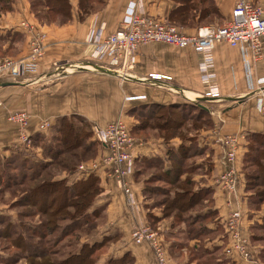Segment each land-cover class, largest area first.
I'll use <instances>...</instances> for the list:
<instances>
[{
    "label": "rangeland",
    "instance_id": "obj_1",
    "mask_svg": "<svg viewBox=\"0 0 264 264\" xmlns=\"http://www.w3.org/2000/svg\"><path fill=\"white\" fill-rule=\"evenodd\" d=\"M26 1L30 6L31 12L34 14L30 0ZM250 1L260 3L264 0ZM140 4L144 8V0H142ZM99 8H101L100 2L96 4V10ZM143 12L146 13L145 10ZM148 15L154 17L153 15ZM35 18L39 23L41 22L49 25L36 16ZM213 19L215 22H211V20L205 21L201 26L220 25L225 22L221 21L222 19L218 20L217 17H213ZM23 23L29 28L34 29V27L31 26L33 24L25 21ZM167 23L182 27L185 32H189L188 29L199 28L197 27L199 25L196 26V23L193 25H180L172 22ZM11 52L14 53V49H12ZM12 53L10 55H4L8 57H4L3 59L14 58ZM107 62L109 61L107 60ZM108 64L109 63H107V66L109 67ZM127 74H129V76L134 75L131 74L130 71H128ZM121 81L123 80L121 79ZM257 96L259 97V94ZM141 97L143 96L140 95V98ZM144 98H146V96ZM197 103L198 106H195V109L191 106L186 109V112H183L188 114L186 116L187 123H184L181 128H175V130L162 128L160 125H158V127L154 126L153 124L162 121V116L160 115L154 120L153 118L146 120L144 116L135 113L138 111H142L141 114L155 111L154 109H146L144 107L146 105L137 108L135 111L130 108V113L126 112L122 114L121 112L115 120L107 123L105 126H95L88 121L91 124L90 129L84 126L79 119L71 117L76 114H71L69 118H73L72 120L76 121V124L81 126L80 129L84 138L83 141L81 140V146H75L70 151L63 150L66 147V138L63 139V133L59 136V139H54L57 135L56 128H53L55 125H49L46 128L47 131L46 129L44 131L41 130L42 132H39L41 136L39 140V138L35 136L36 134H29L28 129L31 123V116L29 113H27L29 115V120L26 129L18 120L10 119L11 114H15L21 110L9 111L7 121L16 126L19 135V142L16 143H21L17 145L20 147H16L15 149H21L25 154L20 159L12 161L8 160V155L15 152V150H0V264H37V262L52 264L49 260L53 259L59 262L61 259L68 257L70 255L69 252L72 253L81 249L85 243L91 244L88 246L93 249L91 256L92 259L95 260V264H120L116 262L112 256L110 257V255L114 252L113 249L119 247L121 243H124L125 240L123 237H125L126 233L123 231L121 233L119 231L114 233L115 229H110L107 233L101 232L105 227H108L109 224L111 225L113 220L115 222L116 216H118L109 213L111 216L109 217L105 209L110 199L112 200L114 198V194L120 193L130 196L129 198L133 204L132 207H135L136 202L139 203L144 213L143 221H147L152 226L161 241L167 257V264H174L175 262L176 264H184L186 261L192 264H236V261L231 260L233 258L230 256H233L235 252L233 251L232 254L228 252L232 245L231 237V240L228 237L222 239V235L229 230L227 221L230 214L222 225L216 220L217 213L211 215V212L205 211L206 207L212 205L211 201L205 203L203 206H198L193 211H178L174 203L171 202V197L175 194L177 189L179 191L181 184L178 182L168 183L160 176L162 171H165L166 164V161H162L161 158L163 152L164 159H167V157H170V160L174 158L184 159L181 166L176 164V162H172L171 165L175 168H182L181 180L184 181L185 179V181L188 182L186 189H194L200 185H208L212 173L211 157L214 156L212 153L213 151H209V149H212V144L208 142L206 146L198 145L199 149H203L200 154L193 155L190 151V156L182 157L183 154L181 150L175 148V146L170 143V140L178 139L175 143L178 144L180 141L187 142L199 137H203L202 139L205 138L204 141H207V136H213V142L219 148L217 157L219 156V158H221L222 156L220 163L221 170L218 172L216 179L218 187H229V185L235 184L233 181L229 184V179L232 177L231 172H235L233 174L234 178L231 180L236 182L242 201L240 192L242 184L241 174L244 172L245 187L248 192V197L253 199L254 206L252 205V209L257 211L261 207L264 208L263 200L259 208L257 202L261 199V195L258 196L259 194L257 191L264 189V181L254 176L247 178V173H245L247 170L251 172V174L257 171L258 168L255 169L257 163L249 165L244 161L242 167L240 162L243 149L247 147V150H249L248 148L251 146L252 139L248 138V134L244 135L245 133L240 132L241 129L240 131L224 130L220 122L212 120V115L215 114L214 112H216V114L219 113L218 109L213 107L210 108L205 105L206 101H203L201 102L204 104L203 108L212 110V113L204 110L199 111L200 109L197 107H199L201 103ZM158 106L155 108H158ZM260 113L263 114L261 111ZM182 116L183 115L179 112L175 119L180 120ZM120 117H123L126 123H128L126 124V129L129 131L134 144L130 152H127L131 154V158L126 162H122L119 167L115 159L116 157L114 156V149L111 146L106 147L102 144L103 141H106V131L102 133V130L117 121ZM145 122L147 126L138 129V126L140 124V126H143ZM57 126H59V122H57ZM89 132L91 135H89ZM23 133L25 134L24 137ZM34 136L37 138V142L34 140L35 138H32ZM25 137L26 140H24ZM74 143H76L75 139H73L70 144ZM197 144L198 143H195L196 146ZM252 144L254 145H252L253 151L251 155H256L257 152L255 151V147L259 144L256 142H252ZM86 146H91V150L86 149ZM146 148L153 150L159 148V152H157V154L153 153V156L141 154V152H139ZM231 152L235 153V157L232 161L229 159V154ZM6 153L9 154L7 155ZM51 153H57L58 156L51 157ZM38 157H41L43 167L35 165L34 162L39 163L40 161ZM23 160L24 164L22 165L21 163ZM5 162H7V164H5ZM169 162L171 163V161ZM246 164L249 166L246 167ZM96 165L99 166L101 170L92 172L93 166ZM70 166H74V169L84 166L85 170L77 172L76 174V169H73L74 171L72 169L70 170ZM231 167L234 169L231 170ZM120 172H122V174ZM229 173L231 177L228 176ZM92 174L96 178V183L100 186V192L95 196L92 207L89 208L87 212L85 211V215L84 212H81L83 216L81 213H76V209L72 208V205L69 206V210L72 212V214H70L71 216H65V208L62 207V203L64 200L63 196L66 192L62 191V188H59L58 191L51 190V188H47V190L43 191L42 188H38L41 184L47 183L54 178H66L67 181H65L72 185L81 179H88ZM124 186L128 192L124 191ZM34 188L40 190L34 192ZM69 190L72 192L74 191L73 189ZM136 193L138 194L136 195ZM229 193L231 192L229 191ZM242 213L244 218V209ZM196 215H200L198 220L194 219ZM129 216L131 217V215ZM46 219H54L53 222L55 225H51L52 232H49L47 230L48 227L45 226L49 224L46 223ZM10 220H12L14 224V228L12 229L7 225ZM56 220L58 222H56ZM77 220L79 223L77 222V224H75ZM140 220L142 221V219ZM193 220L195 221L193 222ZM70 221H72L75 226L73 225L74 227L68 228L69 230L67 229L68 231L65 234L64 231L66 229L64 227H66V223L68 224ZM240 223L242 224V221H240ZM260 224L257 219L251 226L253 233H255L254 237L252 234H249L251 233L250 230L247 232V244L250 255L256 262H252V264H264V228L259 230ZM132 226H134L133 222L128 226L130 232ZM261 227H263V225H261ZM6 230H11L10 235L6 236ZM110 231L112 232L110 233ZM198 232H202V234H198ZM18 233L21 234V240L17 239ZM242 233L244 234L243 229ZM210 243L212 244L209 245ZM259 244H261L263 248L261 249V253L255 256L250 248L257 247ZM41 252L45 253L46 256H42ZM127 255L126 259L121 261V264H135V259L130 251L127 252ZM238 255L241 256L239 253ZM226 256L231 258L227 260ZM110 259H113L115 262H109Z\"/></svg>",
    "mask_w": 264,
    "mask_h": 264
},
{
    "label": "crops",
    "instance_id": "obj_2",
    "mask_svg": "<svg viewBox=\"0 0 264 264\" xmlns=\"http://www.w3.org/2000/svg\"><path fill=\"white\" fill-rule=\"evenodd\" d=\"M71 1L73 19L63 25L39 23L26 0H15L12 10L0 15V60L8 57L4 55H10L12 49L15 51L12 53L14 58H25L29 54V40L32 35L24 21L33 24L31 26L37 33L46 34V52L40 61L38 74L24 76L18 81L6 79L5 82L10 84L0 86V150H15L16 147H20L17 145L21 144L16 143L19 142L16 126L7 121L9 111L13 110L29 113L31 123L28 130L29 134L33 135L45 130L40 128L41 124L48 122L50 126L55 125V122L65 115H82L95 126H105L115 120L121 112L122 114L129 112L130 108L135 111L144 105L146 108L154 105L181 107L184 103L189 105L199 100L206 101L205 105L210 108L218 109L219 113L214 112L212 120L220 122L224 130L240 131L241 129L240 132L245 133L244 135L248 134V138L252 133L264 134V115L260 113L257 96L259 88L264 91V57L258 62L252 61L242 48L232 47L226 42H218L210 52L211 67L207 71L214 74L212 81L216 90L220 92V97L209 100L199 99L203 97L209 86L203 78L206 71L202 66L203 54L191 48L181 49L163 43L141 46L137 52V66L131 70L133 77L121 81L119 76L102 72L94 67L98 65L109 68L108 58L96 60L93 56L95 45L92 36L100 32L101 38H104L118 30L124 12L132 0H107L101 11L83 20L80 19L78 0ZM236 1L214 0L223 17L221 21H226L231 16ZM178 5V0H144L143 10L158 19L171 22L170 12ZM188 30L187 33L193 34L198 28ZM152 74L169 78L161 77L150 81ZM140 95L143 97L140 98ZM206 111L210 113L212 110ZM202 138L195 139V143H198L197 147L206 146L208 142L212 144V149H209L214 154L211 157L212 173L208 185L195 187L194 193L205 190L207 199L204 202L212 203L210 207L205 208V211L213 209L217 213L216 220L222 225L227 216L241 204V213L244 209V218L243 213L241 218L244 236L248 239L247 232L250 230L249 234L254 237L255 233L251 226L257 219L259 224L263 222L264 208L261 207L257 211L252 209L253 199L248 197L244 172L241 174L242 201L240 194L239 198H236L224 189L225 187H218L216 179L221 170L222 156L217 157L219 148L213 142V136H207V141ZM177 140L172 139L170 143L178 150L181 145L186 147L192 144L191 141H187L189 143L180 141L175 144ZM246 151H249L247 147L243 149L240 157L242 167ZM139 152L153 156V153L159 152V148L154 150L146 148ZM38 158L41 160V157ZM161 158L162 161H166L165 170H171L173 168L171 158L164 159L163 152ZM129 197L122 193L114 194V198L110 199L105 209L109 217L110 214L118 216L115 222L113 220L111 225L109 224L101 232L107 233L108 230L115 229L114 233L118 231L126 233L123 237L124 243L113 249L114 252L110 257L121 258L130 251L135 264H158L150 245L136 243L132 238V231L137 225H151L143 221L144 213L139 203L136 202L135 207H132ZM137 200L139 201L138 198ZM131 222L134 226L130 227V232L128 226ZM261 228L260 224L258 229ZM227 237L230 239L228 232L222 235V239ZM262 248L263 246L259 244L250 249L255 256H258ZM234 252V255L230 256L236 264H252L239 256L237 251ZM184 264L192 263L186 261Z\"/></svg>",
    "mask_w": 264,
    "mask_h": 264
},
{
    "label": "built area",
    "instance_id": "obj_3",
    "mask_svg": "<svg viewBox=\"0 0 264 264\" xmlns=\"http://www.w3.org/2000/svg\"><path fill=\"white\" fill-rule=\"evenodd\" d=\"M142 0L131 1L127 6L121 21V26L115 32L101 38V33H94L92 42L95 45L93 56L95 59L108 58L109 69L116 71L122 80L132 78L127 74L137 66V52L141 46L151 43H163L181 49L191 48L203 54L202 66L206 70L203 78L208 82V87L203 96L219 98L220 92L216 90L212 79L214 74L208 72L211 67L210 52L218 42H226L232 47L242 48L250 56L252 61H260L264 57V1L255 3L250 0H237L232 10L231 16L220 25H207L198 28L196 33H186L182 27L169 24L166 21L151 17L144 13ZM32 37L30 39L29 54L25 58H7L0 60V83L6 79L14 81L20 80L24 76L36 75L39 72L40 61L45 55V34L37 33L33 28L29 29ZM169 78L159 74H152L150 81L157 78ZM259 94V110L264 114V91L261 88ZM10 119H16L26 127L29 115L26 111H19L10 115ZM126 121L120 117L117 121L110 124L102 133L106 131L102 144L114 149V156L120 167L122 162L131 158L130 152L133 147V139L126 129ZM50 123L41 124L42 129H46ZM25 129V130H26ZM25 134L23 133V137ZM27 137V136H26ZM26 137L24 140H26ZM235 153L229 154L232 161ZM85 170L84 166H80ZM100 169L93 166L92 170ZM231 170L234 168L231 167ZM120 171V170H119ZM122 174V172H120ZM235 173V172H234ZM229 173V187H223L231 192L232 196L239 198V188L236 182L231 180L233 174ZM227 176V177H228ZM228 177V178H229ZM124 191L128 192L124 186ZM240 203V201H239ZM241 204L230 213L227 221L228 233L232 239V245L228 252L232 254L237 251L244 260L256 263L247 244V238L242 233L241 227ZM132 238L136 243H148L154 252L158 264H167V257L162 247L161 241L155 230L149 225L136 226L132 231Z\"/></svg>",
    "mask_w": 264,
    "mask_h": 264
},
{
    "label": "trees",
    "instance_id": "obj_4",
    "mask_svg": "<svg viewBox=\"0 0 264 264\" xmlns=\"http://www.w3.org/2000/svg\"><path fill=\"white\" fill-rule=\"evenodd\" d=\"M14 2L15 0H0V15L3 14L4 12L11 11L13 8ZM98 2H100L101 8L96 10V4ZM178 2H179V5L170 12L169 18L172 23H177L180 25H193L194 23H196V26L199 25L197 27H200L201 24L205 21L211 20V22L213 21L215 22L213 17H217L218 20H221L223 18L219 9L214 3V0H178ZM106 3H107V0H78L80 19L83 20L87 18L88 16L101 11L105 7ZM30 4H31V8L35 16L41 21L49 25H52V24L63 25V24L70 22L73 19V11H72L73 5H72L71 0H30ZM215 25H219V24H215ZM196 102L201 103V101L199 100ZM203 105H204L203 103L199 104V107H197L198 109H200L199 111H202V110L206 111V109L203 108L204 107ZM156 106L157 105H154L153 107H149V108L145 107L148 110H151V109L155 110V111H151L150 113L145 112L141 114L142 111L141 112L138 111L139 113L138 112H135V113L141 116H144V119L146 118V120H149L151 118H153L154 120L156 117H159L160 115L162 116L161 117L162 121L160 123H155L153 125L156 127L160 125L162 128H169V129L175 130V128L177 127L181 128L182 125H184V123H187L186 116L188 114L183 113V112H186V109H188L191 106H193V108L195 109V106H198V103H191L189 105L184 104L181 107L159 105L158 108H155ZM179 112L183 116H182V119L177 120L175 119V117L177 114H179ZM71 117L75 119H79V121L84 126H87L89 129L91 128V124L87 120H85V118H83L82 116L72 115ZM73 118H69V115L62 116L57 120V122H59V126H57V122L55 126H53V128H56L57 130V135L56 137H54V139L55 138L56 140L59 139V136L62 133L64 134L63 139L66 138L65 146L67 148L65 147L66 149L64 148L63 150L70 151L75 146L80 145V143L82 144V141L84 138L82 131L80 129L81 126L77 125L76 121L72 120ZM140 125L138 126V129H140V127L143 128L147 126L146 122L144 123L143 126H140ZM89 135H91L90 132H89ZM35 136L38 138L39 137L41 138L40 133L36 134ZM35 136L33 138H35ZM73 139L76 140V143L70 144ZM249 139H252L251 146H249V151L246 154L244 161L247 162L249 165H251L252 163L253 164L257 163L255 169L256 168L258 169L253 174H251V172L247 170L245 172L247 173L246 177L251 178L252 176H254L257 179L264 181V159H263L264 134L263 133H252L251 135H249ZM34 140L37 142V138H35ZM252 142H256L259 144L257 147H255V151L257 152L256 155H251V152L253 151L252 145H254L252 144ZM191 143H192L191 144L192 146L190 145V146L185 147L181 145L180 150L183 154L182 157H186V156L188 157L191 154L193 155L200 154L201 150L195 145V139H192ZM85 148L91 150V146H86ZM21 151H22L21 149H15V152H12V154L8 157V160L15 161V160L20 159L25 154L23 151L22 152ZM190 151L192 152L191 154H189ZM57 156H58L57 153L55 154L51 153V157H57ZM183 160L184 159L174 158L172 162H176V164L181 166L183 164ZM34 163L35 165H39L43 167L41 160L39 161V163L38 162H34ZM5 164H7V162H5ZM21 164L22 165L24 164V160ZM248 164H246L245 166L246 167L249 166ZM71 169L73 170L74 166H70V170ZM100 170L101 169L92 170V172H98ZM81 171L83 170H81L80 168L76 169V174L77 172H81ZM160 176L163 180L167 181L168 183L178 182L181 184L179 187V191L177 189L175 194H173V196L171 197V202L174 203L175 208H177L178 211H182V212L193 211L198 206H203L205 204L204 201L207 199V194L205 193L204 189L197 193H194V190L192 188L186 189L187 188L186 185H188V182L185 181V179L184 181L181 180L182 168L173 167L171 170L162 171V174ZM65 180L66 178L64 179L54 178L52 180H49L47 183L41 184L38 188H42L43 191L47 190V188H51V190H54V191H58L59 188H62V191L66 192V194L63 196L64 200L62 203L63 204L62 207L65 208V216L67 215L71 216L70 214H72V212L69 210L70 209L69 206L71 205H72V208L76 209V213L84 212V215H85V211L87 212L88 209L92 207L95 196L100 192L99 190L100 186L98 185V183H96L95 176L92 174L88 179H81L72 185L68 184L66 182L67 180L66 181ZM69 189H73L74 191L72 192ZM38 190L40 189H35L34 192ZM69 192H72V193H69ZM257 193L259 194L258 196L261 195V199L257 201L258 208H259L260 204L262 203L261 201L262 200L264 201V189L257 191ZM207 211L211 212L210 213L211 215L213 213L216 214V212L213 209H209ZM200 215H196L194 219L198 220ZM53 220L54 219L45 220L46 223H49L48 225H45L46 227H48L47 230L49 232H52L51 225L53 226L55 225ZM78 220L75 222V224H77ZM195 220H193V222ZM72 221H70V223L68 222V224L66 223L65 225L66 227H64L66 229L64 231L65 234L70 228L75 226V224ZM56 222L58 221L56 220ZM7 225L10 229L14 228L13 226L14 224L12 220H10V222ZM261 225H263L262 228H264V219ZM6 231H7L6 236L10 235L11 230L10 231L6 230ZM198 234H202V232H198ZM17 235H18L17 239L21 240V234L18 233ZM88 245H91V244L85 243V245L81 249L76 250L75 252H72V253L69 252L70 255L64 259H61L59 261L60 263L58 261H54L53 259L49 261L52 264H95V260L92 259V256H91L93 249L90 248ZM41 255L46 256V254L43 252H41ZM126 256H128L127 253L123 255L121 258H116V259L113 258V259L116 262H119L121 264L122 263L121 261L126 259ZM113 259H110L109 262H115ZM37 264H44V263L37 262Z\"/></svg>",
    "mask_w": 264,
    "mask_h": 264
},
{
    "label": "water",
    "instance_id": "obj_5",
    "mask_svg": "<svg viewBox=\"0 0 264 264\" xmlns=\"http://www.w3.org/2000/svg\"><path fill=\"white\" fill-rule=\"evenodd\" d=\"M94 67H96L98 70L102 71V72H105V73H108V74H111V75H115V76H119L118 73L116 71H113L109 68H106V67H102V66H98V65H94ZM10 83L8 82H1L0 83V86H6ZM211 97H206V96H203V97H200L199 99L200 100H209Z\"/></svg>",
    "mask_w": 264,
    "mask_h": 264
}]
</instances>
